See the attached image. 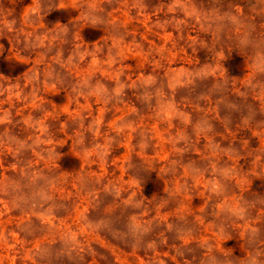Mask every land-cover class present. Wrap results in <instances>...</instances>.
I'll list each match as a JSON object with an SVG mask.
<instances>
[{"label": "rangeland", "instance_id": "374dc122", "mask_svg": "<svg viewBox=\"0 0 264 264\" xmlns=\"http://www.w3.org/2000/svg\"><path fill=\"white\" fill-rule=\"evenodd\" d=\"M0 264H264V0H0Z\"/></svg>", "mask_w": 264, "mask_h": 264}]
</instances>
